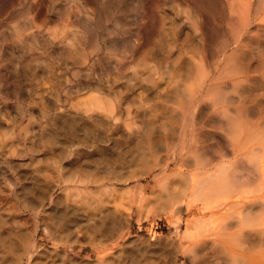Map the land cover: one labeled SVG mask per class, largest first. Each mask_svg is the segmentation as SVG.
I'll return each mask as SVG.
<instances>
[{
	"label": "rangeland",
	"instance_id": "obj_1",
	"mask_svg": "<svg viewBox=\"0 0 264 264\" xmlns=\"http://www.w3.org/2000/svg\"><path fill=\"white\" fill-rule=\"evenodd\" d=\"M10 1L0 12V235L14 229L31 248H0V264H264V234L254 226L244 228L251 236L231 234L216 185L244 173L229 141L240 136L245 164L253 147L264 152V97L244 101L229 88L220 105L206 97L202 112L187 110L167 75L143 69V56L170 38L175 3L150 0L157 36L131 58L121 40L134 13L119 14L125 27L101 21L91 40L81 23L66 25L74 14L93 23L105 0ZM72 36L83 39L77 53L42 44ZM183 37L178 45L193 48ZM253 210L243 216H264Z\"/></svg>",
	"mask_w": 264,
	"mask_h": 264
},
{
	"label": "bare ground",
	"instance_id": "obj_2",
	"mask_svg": "<svg viewBox=\"0 0 264 264\" xmlns=\"http://www.w3.org/2000/svg\"><path fill=\"white\" fill-rule=\"evenodd\" d=\"M83 1L87 4L94 2V0ZM12 2L10 0H0V12ZM170 2L175 3V7L179 10H175L174 17L170 22L168 21L169 30L164 31L166 37L170 36V38H164L162 42L157 44L158 53H154L151 50L143 56V69L149 75L153 73L161 79H164L163 76L167 75L165 78L167 79L166 86L169 87L172 84L173 94L184 99V103L181 102L187 110H199L202 112L207 108L205 106L207 103L199 100L206 97H213L209 103L210 107L214 108L220 105L228 96L227 89L229 88L230 92L242 96L244 101L255 100L258 96L264 97V0H228L231 12L229 15L224 12L226 8L223 0H170ZM128 4L125 3V0H105L101 4L102 6L99 9L97 8L98 15L93 23H87L74 14L70 17V22L67 23L66 27H72L73 23L79 22L84 32L91 39V36L95 35L96 30L102 27L101 21L111 19L118 26L125 27L119 14L121 15L122 12L134 13V15L136 14L135 17L133 16L135 27L132 29L129 26L127 27L129 31H124V37L121 42L129 52V56L131 58L135 57L147 45L150 46L155 36H157V27L161 20L152 15L154 3L150 2V0L147 2L137 0L136 8L130 7L131 4ZM191 8L194 15L188 12V9ZM143 10L145 13H143ZM139 13L140 15H137ZM182 13L185 15L184 21L181 20L183 17L179 19ZM124 15L128 16L129 14ZM183 23L186 24L184 25ZM222 23L225 25L226 32L221 30ZM25 31H28L26 24L18 26L13 33L20 35ZM108 32L113 34L114 29H109ZM31 34L36 35V32ZM182 34L187 40L194 42L193 48L189 47V43L188 46L184 43L187 47H183L180 43L178 45L177 42L182 39ZM24 36L27 37L26 35ZM23 40L25 39L21 38V41ZM91 40H94V38ZM82 41L81 36H72L69 39L60 37L54 41L48 40L47 43L42 44L56 47L59 51L69 54L71 52L77 53L79 46L83 44ZM215 41L220 46L218 47L219 49L216 48L218 49L217 51L215 50L216 52L211 48ZM91 42L95 47L98 46L96 41ZM215 46L217 45L215 44ZM152 62H154V65H152ZM161 68L163 69L162 71ZM135 75H137L136 70L133 71L131 76ZM179 76L182 84L173 85ZM129 80H132V78H129ZM240 114L246 113L243 110ZM231 121V117L226 121L227 129L224 132H227V134L230 133L228 129L232 126ZM239 131L240 129L237 132ZM238 134L240 135L241 132ZM239 137L229 141L228 145L230 146L228 148H232L233 153H237L235 156L240 158L235 169H240L244 173L234 174L233 172L225 178H219L216 183L219 191L227 194L223 203V215H230L234 220L232 225L237 229L231 234L236 239L252 235L250 231H244L246 226H254L253 228L256 232L264 234V219L256 221V214L253 217L251 216V218H248L246 214L243 216V213H252L251 211L256 208H259L264 214V158L262 155L264 152L259 147H253L252 150L256 152L257 156L250 162L246 161L245 164L241 158L243 154H239L241 148H237L241 144ZM249 137L246 136L245 138L247 139L245 140L244 138V142H248ZM234 147L235 149H233ZM253 186H256L259 191L253 193L255 191L253 190L251 192L249 189ZM206 187L207 184L203 183L198 186V189ZM247 188L249 189L247 190ZM211 191L215 192L216 189ZM250 215H253V213ZM64 217L66 215L62 214V218ZM260 217L264 216L260 214ZM13 230L7 234L0 235V248H7L11 251L20 245L25 251L24 254H27L26 252L30 250L31 246L28 243L24 246L22 235Z\"/></svg>",
	"mask_w": 264,
	"mask_h": 264
}]
</instances>
